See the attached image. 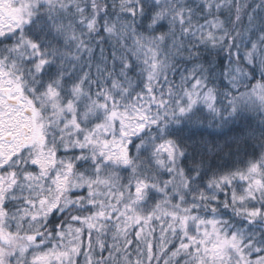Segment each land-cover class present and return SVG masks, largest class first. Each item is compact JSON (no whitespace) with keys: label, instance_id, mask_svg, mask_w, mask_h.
Here are the masks:
<instances>
[{"label":"snow or ice","instance_id":"1","mask_svg":"<svg viewBox=\"0 0 264 264\" xmlns=\"http://www.w3.org/2000/svg\"><path fill=\"white\" fill-rule=\"evenodd\" d=\"M0 264H264V0H0Z\"/></svg>","mask_w":264,"mask_h":264}]
</instances>
